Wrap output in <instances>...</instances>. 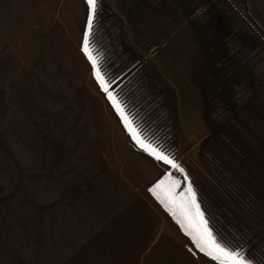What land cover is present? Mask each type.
I'll list each match as a JSON object with an SVG mask.
<instances>
[{"label":"rangeland","instance_id":"rangeland-1","mask_svg":"<svg viewBox=\"0 0 264 264\" xmlns=\"http://www.w3.org/2000/svg\"><path fill=\"white\" fill-rule=\"evenodd\" d=\"M145 6L148 9L143 25L139 23L126 33V42L137 47L135 58L140 61L118 84L127 92L124 98L129 110L140 117L135 87L139 79V94L147 89L149 96L145 98L156 97L152 110L163 113L162 122L150 131L157 136L160 127L162 137H172L181 127L180 136L188 140L176 139L183 143L178 153V148L169 149L178 159H189L195 156L198 142L218 125L228 127L233 124V116L243 110H258L260 103L264 104V0H145ZM88 11L87 0H0V34L10 35V41L18 47L19 78L23 80L18 87V110L14 105L13 110H0V264H75L74 242L43 244L35 240L34 230L29 233L21 219L29 218L30 207L36 210L34 202L40 194H44V204L58 203L62 173L65 176L75 165L68 161L67 169L62 170V160H69L76 147L82 148L76 127L101 124L104 128L106 118L111 123L112 110L115 122L118 120L114 129L120 132L125 125L81 49ZM4 38L6 41V35ZM185 71L201 74L204 83L188 90ZM204 90L210 99L202 98ZM167 101L174 102L180 112L187 110L181 123H168L169 116L163 109ZM3 102L10 105L9 99ZM196 106L210 110L206 122L202 115L193 120ZM187 119L191 120L189 124ZM259 137L264 140V134L257 133L255 141L250 142V135L241 133L236 142L251 148L252 153L245 155L256 163L264 188V151ZM258 153L262 156L260 164ZM168 172L180 181L178 191H183L186 186L181 173L172 168ZM213 172L217 182L218 165ZM203 187L206 192L216 189L212 184ZM219 194L231 199L225 189ZM163 210L164 218L177 222ZM178 226L179 234L185 233ZM252 229L264 237V212H260ZM184 235L190 246L186 241L178 242L174 259L164 244L162 264L202 260L203 253ZM36 245L38 253L32 255V246ZM152 262L159 264L158 259Z\"/></svg>","mask_w":264,"mask_h":264},{"label":"crops","instance_id":"crops-1","mask_svg":"<svg viewBox=\"0 0 264 264\" xmlns=\"http://www.w3.org/2000/svg\"><path fill=\"white\" fill-rule=\"evenodd\" d=\"M87 27L88 19L85 31ZM9 36L0 34L2 111L13 110V105L18 110V87L23 81L19 78L18 47ZM8 99L9 106L3 102ZM106 119L108 121L102 122L104 128L101 124L75 128L80 134L77 141L82 148L76 147L69 160H62V170L67 169L68 161L75 165L65 176L62 173L58 203L44 204V194H40L34 202L36 210L31 211L30 207L29 218L21 220L28 226L29 233L34 230L35 240H41L43 244L74 242L72 257L75 264H156L152 262L156 259L162 264L164 244L175 259L178 242L187 243L188 238L185 233L179 234L177 222L164 218L163 206L149 191L171 168L144 151L125 125L122 124L124 129L120 127L122 134L114 129L118 122H115L114 110L111 123L109 118ZM31 212L38 214L30 215ZM188 243L190 246V241ZM186 249L190 254L189 248ZM38 250V245L32 246V255ZM201 257V261L193 258L192 263L215 264L206 255L201 254Z\"/></svg>","mask_w":264,"mask_h":264},{"label":"trees","instance_id":"trees-1","mask_svg":"<svg viewBox=\"0 0 264 264\" xmlns=\"http://www.w3.org/2000/svg\"><path fill=\"white\" fill-rule=\"evenodd\" d=\"M147 9L145 0H96L92 26L90 29L87 27L89 50L97 59L98 67L110 90L141 139L171 156L184 169L181 175L185 186L188 182L191 183L199 206L218 241L233 250H242L252 264H264V237L262 232L254 233L252 229L260 212H264L262 177L256 173V163L245 155L252 153L251 148L246 145L239 146L236 142L241 133L245 136L250 135L252 139L249 140L250 142L255 141L257 133L264 134V104L260 103L258 110H243L239 116H233L231 118L233 124L228 127L218 125L198 142L195 156L189 159L182 156L178 159L169 148L183 146L182 142L176 141L180 137L188 140L180 136L181 127L178 130L177 127L172 129L173 132L177 130L172 137L167 135L162 137L164 132L160 127L157 130V136L153 134L150 130L153 125L162 122L161 114H163L159 110H152L157 104L156 97L145 98L149 96L147 89L143 94H139L140 89L137 84L139 79H137L135 87L139 95L137 99L140 102L138 107L141 113L138 117L134 110H129L130 107L124 98L127 92L123 90L121 84H118L119 80L126 74H130L129 72L140 61L135 58L137 47L134 49L126 42V33H131L132 28H137L139 23L143 25V17ZM178 74L182 76V71ZM185 74L188 90L201 86L205 81L201 74L193 75L188 71H185ZM133 83L134 81L130 80V85L133 86ZM205 97H210L206 90L202 94V98ZM213 98L217 96L214 95ZM163 109H165V115L169 116L170 126L181 123L187 114V110H181V112L176 110L177 106L174 102L167 101ZM204 109V106H196L193 120L201 119L202 115L206 122L210 110ZM145 122H148L147 126ZM190 122L191 120L187 119V123ZM258 143L264 151V140L259 137ZM179 151L180 148L176 153ZM258 158L257 164H260L262 156L259 153ZM188 161L193 162L190 164L192 168L185 163ZM215 165H218L220 169L219 174H216L217 182L213 177ZM185 175L188 181H185ZM207 184L214 185L216 189L204 191L203 186ZM222 189L230 193L231 199L222 198L219 194Z\"/></svg>","mask_w":264,"mask_h":264},{"label":"snow or ice","instance_id":"snow-or-ice-1","mask_svg":"<svg viewBox=\"0 0 264 264\" xmlns=\"http://www.w3.org/2000/svg\"><path fill=\"white\" fill-rule=\"evenodd\" d=\"M88 28L92 26L93 12L96 0H87ZM88 31H85L83 38V51L87 54L92 64L93 72L102 90L108 95L117 113L121 116L129 133L136 143L156 160L163 162L172 169L184 173V169L168 154L145 142L137 131L132 127L122 106L110 90L104 76L102 75L97 59L92 55L88 47ZM185 181H188L185 175ZM180 181L174 178L170 172H165L163 176L156 180L149 191L155 196L159 203L169 212L180 225L181 229L190 238L193 245L200 253L205 254L215 264H252L242 250H233L220 243L208 225V221L202 212L190 182L186 184L183 191H178Z\"/></svg>","mask_w":264,"mask_h":264}]
</instances>
